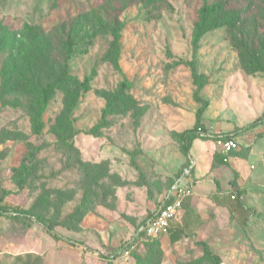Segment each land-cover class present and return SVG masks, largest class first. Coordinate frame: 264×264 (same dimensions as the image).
Instances as JSON below:
<instances>
[{"label":"rangeland","instance_id":"1","mask_svg":"<svg viewBox=\"0 0 264 264\" xmlns=\"http://www.w3.org/2000/svg\"><path fill=\"white\" fill-rule=\"evenodd\" d=\"M204 2L223 22L193 53ZM51 83L35 133L39 86ZM198 85L200 125L234 133L229 155L251 154L246 168L261 175L241 166L214 179L172 221L180 240H139L135 254L210 264L203 240L220 264H264V0H0V264H116L108 254L120 256L189 160L179 133L196 121Z\"/></svg>","mask_w":264,"mask_h":264},{"label":"trees","instance_id":"2","mask_svg":"<svg viewBox=\"0 0 264 264\" xmlns=\"http://www.w3.org/2000/svg\"><path fill=\"white\" fill-rule=\"evenodd\" d=\"M217 14H218V11H216L214 7L208 6L205 2L201 6V8L199 10V18H198V21L196 22V24L194 25V30H193V35H192L193 53H195L197 48H198V42H199L200 38L209 30H212V29H214L217 26L222 24L221 22H223V21H221V22L216 21L217 16H218ZM192 64H193V66H195L194 63H192ZM65 76H66V73H61L60 79L58 81H55V82H57V85L65 82L64 81ZM87 85H88V81H87V79H85L83 81V86L86 88ZM123 86L126 87L127 85L123 83L121 85V88L119 89V91L123 89ZM200 87L201 86L198 85L196 87V89L194 90V93H193L195 101L199 103V106L195 112L196 121L191 128L184 129L179 133V139H180V142L183 146V150L185 152H188V150L191 146V143L194 139L203 138V136H201L199 134V130L205 131V129L200 125V117H201L202 113L204 112V110L208 106V100L203 99L202 97L199 96L198 91L200 90ZM39 90H40V93L42 96L41 97L42 106L40 107V109L38 111V116H37L38 119H37V121L33 127L35 133H38L42 127V122H41L40 117H41V114H42L44 108L48 104L49 97H50L49 95L53 90V83L47 84L44 86H39ZM117 94H118V92L115 95H113L112 97H116ZM258 120L259 119L253 121L249 125V127L255 126L257 124ZM95 128H97V126H95ZM93 130H95V129H93ZM222 135L227 136V137H233V138L235 137L234 133H232V132L223 133ZM34 153H35V149H32L31 151L28 152V155L32 156V155H34ZM215 157L216 156L214 155L213 158H215ZM26 158H27V156L25 158L23 157L21 159L18 167H13L14 172H16V175L14 178L15 184L19 188L23 187L24 183H25V176H26L25 174L27 171V166L25 163ZM222 161H223V159H222ZM223 162H225V161H223ZM235 197H236V195H235ZM15 212H16L15 215L28 216L27 214L21 213L17 210ZM37 220L41 223H44V219L41 217H37ZM183 236H184V231L181 228H170L169 233H168L169 241L173 242V243L180 240L181 237H183ZM139 240H144V239L140 238V237L135 238V246L130 251L131 255L135 254V250H136L137 243ZM199 244L202 245L203 255L207 258V260L210 262V264H220L221 263L220 256L211 251V249H210V247L206 241L201 240V241H199ZM135 256H136V260H137L138 264H149L148 261H146L143 257L139 256L138 254H135ZM108 259L110 261H113V258H111V257H109Z\"/></svg>","mask_w":264,"mask_h":264},{"label":"built area","instance_id":"3","mask_svg":"<svg viewBox=\"0 0 264 264\" xmlns=\"http://www.w3.org/2000/svg\"><path fill=\"white\" fill-rule=\"evenodd\" d=\"M201 136L210 138L217 147V153L226 161L229 154L238 149V143L233 137L222 134H214L208 131L199 130ZM195 161L189 158L182 170L172 179L169 187L158 201L156 208L147 215L136 227L133 239L120 251V256L108 254L115 260L116 264H126L131 256L130 251L135 246V238L154 239L162 235H168L171 223L182 207L183 199L192 192L191 174ZM231 198L235 194L230 195Z\"/></svg>","mask_w":264,"mask_h":264},{"label":"crops","instance_id":"4","mask_svg":"<svg viewBox=\"0 0 264 264\" xmlns=\"http://www.w3.org/2000/svg\"><path fill=\"white\" fill-rule=\"evenodd\" d=\"M200 142L194 147L193 143H191L190 151H189V158L195 161V166L193 168L190 180L192 184V192L191 195L185 197L182 202V207L179 212H183L184 214H189L192 212L191 202L194 200V197L198 196L200 193L210 191L212 186V181L214 179L218 180L219 184L221 185L225 179L229 177V175H243L241 166L246 168V163L251 161V154L244 155L237 157L236 155H229L225 162L222 161L221 155L217 153V151H207L205 149V145H202L201 142L204 141L201 138ZM214 155L216 156L215 158ZM248 173L251 175H261V173H255L246 168ZM264 175V174H262ZM220 189V188H219ZM216 199L221 200L225 198L224 191H216ZM229 198L233 199L230 197ZM203 195H206L205 193ZM235 199V198H234ZM158 204V203H157ZM157 206V205H156ZM156 208V207H155ZM178 212V213H179ZM170 228H181L178 226H172ZM184 231V229H183ZM168 236V235H167Z\"/></svg>","mask_w":264,"mask_h":264}]
</instances>
